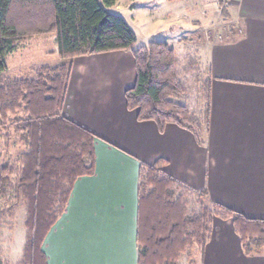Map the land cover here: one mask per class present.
I'll use <instances>...</instances> for the list:
<instances>
[{"label": "trees", "instance_id": "trees-1", "mask_svg": "<svg viewBox=\"0 0 264 264\" xmlns=\"http://www.w3.org/2000/svg\"><path fill=\"white\" fill-rule=\"evenodd\" d=\"M117 1L0 0V137L15 119V132L26 145L16 164L0 169V228H13L17 212L24 214L17 264H47L42 250L47 235L63 216L77 180L95 174L97 137L63 116L75 58L130 51L135 81L125 91L127 109L139 122H154L161 133L174 124L205 144L209 62L191 47L192 37L179 41L182 55L156 39L135 48L136 33L109 11ZM47 35L56 38L58 65L40 67L33 78L5 76L8 56L27 40ZM165 165L162 160L140 165L137 264H196L193 255L203 253L216 219L232 222L247 256L264 249V220L212 203L206 190L170 177ZM191 200L197 209L188 206ZM7 263L0 247V264Z\"/></svg>", "mask_w": 264, "mask_h": 264}, {"label": "crops", "instance_id": "crops-1", "mask_svg": "<svg viewBox=\"0 0 264 264\" xmlns=\"http://www.w3.org/2000/svg\"><path fill=\"white\" fill-rule=\"evenodd\" d=\"M142 2L161 5L160 15L168 18L166 30L171 33L189 30L197 37L215 23L211 31L216 33L203 39L212 78L205 144L199 145L191 132L174 124L161 133L154 122H139L127 109L125 91L135 81L130 51L75 58L63 116L97 137L95 174L75 183L67 214L47 235L42 246L47 264H65L68 245L82 236L103 238L119 232L129 241L134 236L137 264L139 169L159 160L166 163L170 177L196 191L206 190L212 203L264 220V0H231L228 12L222 0ZM116 6L120 8L119 0ZM233 18L236 24L220 23ZM117 206L121 218L113 223L119 228L112 226L109 216L110 208ZM98 209L101 218L92 215ZM202 261L264 264V249L247 256L232 222L217 219Z\"/></svg>", "mask_w": 264, "mask_h": 264}, {"label": "rangeland", "instance_id": "rangeland-1", "mask_svg": "<svg viewBox=\"0 0 264 264\" xmlns=\"http://www.w3.org/2000/svg\"><path fill=\"white\" fill-rule=\"evenodd\" d=\"M119 5L120 8H117L118 5H115L109 8V11L121 16L132 27L133 31H135L138 38L135 48L147 45L154 37L156 40L169 43L180 55H182L184 50L177 42V39L192 36L196 42H194L191 47L194 50L198 49L199 57L202 58L204 62L206 61L204 60V46L207 41L203 39L216 33V31H214L215 26L211 28V25L215 24L214 21L211 22L213 24L210 23L207 27V31H204L205 33L202 34L199 32L197 37L195 36V32L189 30H181L179 32L172 31L171 33L166 30L168 18L163 20L164 18H162L161 15L164 14L159 11L161 10V5L158 6V3L155 2L149 5L143 3L142 0H119ZM230 6L225 7V11L228 12ZM152 21L154 24L147 23ZM236 21L237 19L233 18L230 21L224 20L220 23L222 26L226 27L227 25L236 24ZM211 29L214 30L211 31ZM57 51L55 36L47 35L31 38L27 40V42H24L22 47L14 54L7 57L8 70L4 74L11 78H33L40 67H55L58 65L60 61L58 55L53 57L54 53L57 54ZM14 122L15 119H12L8 130L3 132L0 137V169L6 165L16 164L19 157L26 151L24 141H22L15 132ZM196 204V200H191L188 206L192 208L195 207ZM1 209L2 208H0V211H2ZM120 209L121 207L117 206L109 210V216L113 219L111 224L118 228L121 226L114 223L118 222L121 218ZM93 211L92 215H95L96 218H101L99 217L101 210L98 209ZM128 213L131 214L130 212ZM200 213L199 206V215ZM66 214L67 209L63 216ZM116 214L117 216L115 218ZM23 217V211H19L17 212V220L15 219L13 221V228H0V247L2 249L3 259L8 262L7 264H17L20 260L19 258L22 254L25 240ZM95 227L99 229L102 228V225L97 224ZM128 227L132 226L128 225L127 228ZM111 235L112 236L107 235L103 238H100V236L98 238L93 237L91 239L82 236L79 240H75L73 244L68 245L69 256L68 259H64L65 264H136V252L132 244L134 242V236L131 237V243L126 233L119 232L118 234L112 233ZM202 255L203 253L201 254L200 252L199 254L194 253L193 261H195L196 264H205V259L204 262L202 261ZM180 264H189V262L188 260H184L180 262Z\"/></svg>", "mask_w": 264, "mask_h": 264}, {"label": "built area", "instance_id": "built-area-1", "mask_svg": "<svg viewBox=\"0 0 264 264\" xmlns=\"http://www.w3.org/2000/svg\"><path fill=\"white\" fill-rule=\"evenodd\" d=\"M224 6H228L231 3V0H222Z\"/></svg>", "mask_w": 264, "mask_h": 264}]
</instances>
